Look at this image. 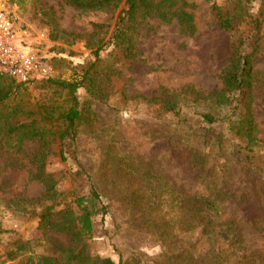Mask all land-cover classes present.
<instances>
[{
  "label": "trees",
  "instance_id": "obj_1",
  "mask_svg": "<svg viewBox=\"0 0 264 264\" xmlns=\"http://www.w3.org/2000/svg\"><path fill=\"white\" fill-rule=\"evenodd\" d=\"M254 1L211 5L223 31H232L239 22L250 30L245 39L239 38L219 73L220 88L204 92L185 84L170 91L160 86V93L150 97L120 91L122 101L137 99L138 104L168 114L169 120L156 125L166 128L162 142L174 155L169 163L176 167V177L159 169L148 153L127 149L121 136L112 135L98 145L101 161L96 172L115 186L110 192H115L114 199L125 211L123 226L144 227V233L160 244L156 264H264V184L249 186L245 174L252 170L256 156L250 154L259 147L250 90L264 0H260L259 13L251 10ZM62 2L82 12L116 14L115 22L107 41L95 39L93 33V39L86 40L87 46L94 47V59L74 79L51 76L33 82L42 90L34 102L29 100L25 83L0 75V151L9 154L11 168L25 170L28 181L43 186L39 198L24 192L6 197L5 177L0 181V209L37 218V236L13 239L0 252V264H127L121 250L117 249L115 262L88 246L97 213L92 201L102 202L110 192L93 170L86 176L88 191L77 186L81 171H86L77 155L80 133L83 125L97 118L90 117L91 104L106 102L113 76L120 74L125 61L138 56L137 26L146 19L175 18L181 31L192 34L193 15L186 10L187 0ZM106 47L110 51L101 56ZM80 87L88 95L83 102L77 96ZM98 131L103 132V126ZM29 143L33 147L26 151ZM54 144L62 160L71 153L78 166L70 190L49 184L46 164L55 153ZM173 147L179 151L173 153ZM18 154H24L27 162ZM101 210L106 212L107 205ZM9 232L0 223V244Z\"/></svg>",
  "mask_w": 264,
  "mask_h": 264
},
{
  "label": "rangeland",
  "instance_id": "obj_2",
  "mask_svg": "<svg viewBox=\"0 0 264 264\" xmlns=\"http://www.w3.org/2000/svg\"><path fill=\"white\" fill-rule=\"evenodd\" d=\"M187 2L189 6L186 10L193 15L192 34L181 31L175 18L172 21L146 19L137 26L134 33L138 56L133 61H125L120 66V74L113 76L108 86L109 96L106 102L91 104L93 113L90 117L95 115L97 118L91 124L89 122L83 125L78 141L77 155L86 170L81 171L77 180V186L79 185L82 192H87L90 187L86 178L90 170H93L97 179H104L109 192L115 187L106 182L107 178L101 172V177L96 172L101 161L98 145L112 135H116L118 139L121 136L127 149L148 153L159 169L165 170L170 177H176L177 169L169 163L174 155L166 150L162 142V138L167 135L166 128L156 125L163 119H168V114L162 113L156 107L138 104L137 99L131 102L122 101L119 98L120 91L123 89L129 96L150 97L160 93V86L170 91L185 84H191L204 92L220 88L222 85L219 73L227 65L239 38L245 39L250 32L244 22L234 24V29L230 32L218 27L211 5L215 3L223 6L226 0ZM0 8L15 17L16 24L29 35H46L47 40L40 45V52L48 57L51 76L63 79H74L94 59V47L87 46L86 40L93 39L90 38L93 33L95 39L102 37L107 41L116 15L104 11L82 12L65 5L62 0H0ZM260 8V0L254 1L251 10L259 13ZM258 44L254 54V81L250 95L259 147L250 154L256 155L252 158V170L245 172L249 186L264 184V22ZM110 49L103 48L100 55L105 56ZM33 82L25 83L30 102H34L42 92L40 88L34 87ZM77 96L81 102L88 98L82 87L77 90ZM99 126H103V132L98 131ZM147 131L148 136L145 134ZM244 146L241 145L242 150ZM32 147L29 143L25 150ZM52 149L55 153L48 158L46 164L49 184H55L59 190H70L78 166L71 153L67 154L66 160H62L58 145L54 144ZM174 151L179 150L173 147V153ZM8 156V153L0 151V181L4 177L6 181V193L3 196L11 197L24 192L31 198H39L43 186L38 182L28 181L25 170L11 168ZM16 157H24V154ZM23 161L27 162V158L24 157ZM110 179L108 177V181ZM111 192L101 198L102 202L92 201L97 213L94 216L93 236L88 241L91 251L118 262V250H121L127 264H156L154 259L159 256L160 244L144 233V227L123 226L122 222L126 220L125 211L114 199L115 192ZM103 205H107L106 212L101 210ZM0 223L2 227L10 230L3 236L0 252L17 237L37 236L35 216L14 214L1 208Z\"/></svg>",
  "mask_w": 264,
  "mask_h": 264
},
{
  "label": "built area",
  "instance_id": "obj_3",
  "mask_svg": "<svg viewBox=\"0 0 264 264\" xmlns=\"http://www.w3.org/2000/svg\"><path fill=\"white\" fill-rule=\"evenodd\" d=\"M15 19L0 8V75L24 83L50 77L52 69L48 57L39 48L47 40L46 35H29Z\"/></svg>",
  "mask_w": 264,
  "mask_h": 264
}]
</instances>
